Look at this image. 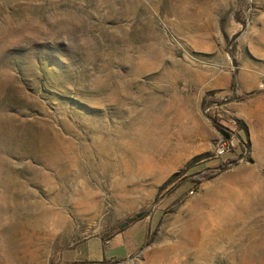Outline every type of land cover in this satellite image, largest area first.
<instances>
[{"label": "rangeland", "instance_id": "1", "mask_svg": "<svg viewBox=\"0 0 264 264\" xmlns=\"http://www.w3.org/2000/svg\"><path fill=\"white\" fill-rule=\"evenodd\" d=\"M0 264H264V0H0Z\"/></svg>", "mask_w": 264, "mask_h": 264}, {"label": "built area", "instance_id": "2", "mask_svg": "<svg viewBox=\"0 0 264 264\" xmlns=\"http://www.w3.org/2000/svg\"><path fill=\"white\" fill-rule=\"evenodd\" d=\"M233 148V138L231 136L228 137H220L215 142L214 146V156L220 158L229 152Z\"/></svg>", "mask_w": 264, "mask_h": 264}, {"label": "crops", "instance_id": "3", "mask_svg": "<svg viewBox=\"0 0 264 264\" xmlns=\"http://www.w3.org/2000/svg\"><path fill=\"white\" fill-rule=\"evenodd\" d=\"M125 238H126V241L124 243H120L119 245H117V247L122 251V253L119 254L120 256L125 255V252L123 250H124V248H127L129 246L128 245V238H129L130 243H132L131 245H134L131 236L128 235Z\"/></svg>", "mask_w": 264, "mask_h": 264}, {"label": "water", "instance_id": "4", "mask_svg": "<svg viewBox=\"0 0 264 264\" xmlns=\"http://www.w3.org/2000/svg\"><path fill=\"white\" fill-rule=\"evenodd\" d=\"M140 215H141L140 213L136 214V215L134 216V218H132V219L129 220V222L133 221V220L136 219V218H139Z\"/></svg>", "mask_w": 264, "mask_h": 264}, {"label": "trees", "instance_id": "5", "mask_svg": "<svg viewBox=\"0 0 264 264\" xmlns=\"http://www.w3.org/2000/svg\"><path fill=\"white\" fill-rule=\"evenodd\" d=\"M240 129L244 131L243 127L240 128ZM227 160H233V157L232 156L231 157H227Z\"/></svg>", "mask_w": 264, "mask_h": 264}]
</instances>
